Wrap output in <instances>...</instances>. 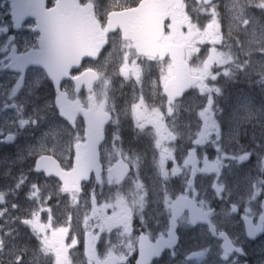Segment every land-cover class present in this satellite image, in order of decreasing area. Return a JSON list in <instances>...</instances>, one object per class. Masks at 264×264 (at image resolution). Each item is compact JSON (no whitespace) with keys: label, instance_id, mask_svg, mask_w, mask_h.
<instances>
[{"label":"flooded vegetation","instance_id":"flooded-vegetation-1","mask_svg":"<svg viewBox=\"0 0 264 264\" xmlns=\"http://www.w3.org/2000/svg\"><path fill=\"white\" fill-rule=\"evenodd\" d=\"M57 1L44 0L45 10ZM108 1L115 4L103 14ZM140 1L75 0L92 6L83 13L91 38L104 46L56 91L41 67L28 68L20 81L16 58L40 45L36 20L15 16L27 12L30 0H0V264H94L86 257L87 246L101 262L135 264L141 239L154 244L167 237L177 200L197 206L199 223L190 222L187 210L179 212L175 246L150 264H264V67L259 63L256 72L253 67L257 45L248 46L245 67L237 49L226 44L229 34L216 55L189 56L194 44L181 34L194 23L190 13L216 3L182 0L180 8L169 10L161 43L183 46L187 64H175V52L140 54L120 29L105 32L109 12ZM263 3L252 1L248 13L258 24L264 22ZM258 40L264 47L263 36ZM205 41L197 48L207 46ZM220 54L223 70L215 64ZM258 57L264 61V55ZM180 70L185 74L177 75ZM93 71L95 80L75 82ZM254 90L263 95L261 112L253 111L236 129L233 159L222 157L221 93L254 98ZM58 93L70 102L65 112L56 103ZM190 109H197L192 130ZM98 112L107 120L95 152L86 117ZM211 150L218 169L212 168ZM83 153L89 176L78 185L73 169ZM70 173L64 181L58 176ZM148 198L152 210L138 214ZM73 208L86 218L79 228ZM109 219L112 225L106 226Z\"/></svg>","mask_w":264,"mask_h":264},{"label":"water","instance_id":"water-1","mask_svg":"<svg viewBox=\"0 0 264 264\" xmlns=\"http://www.w3.org/2000/svg\"><path fill=\"white\" fill-rule=\"evenodd\" d=\"M197 1L209 4L214 0ZM174 2L178 4L179 0H142L135 8L111 12L108 15L106 32L117 28H121L127 34L131 32L130 36L140 54L158 56L164 55L167 51L174 52L175 49H170V45L159 43L164 33L168 8ZM29 6L33 13L26 16L36 18L37 29L41 31L43 37L41 49L30 52L19 62L24 68L39 65L46 69L54 82H60L67 78L70 69L78 66L84 57H97L102 44L97 43L96 37L94 40L91 38L90 23L83 13V9L91 10V5L81 7L75 0H58L53 8L45 10L44 0H30ZM160 52L162 53L159 54ZM179 62L180 60L176 61ZM57 101L63 109L68 107V102L66 103L62 97H58ZM100 126L102 123L97 127V124L91 122L89 129H97ZM81 161L83 159L79 158L73 170V177L74 179L77 177V180L86 177ZM59 177L65 178L62 174ZM165 243V240L158 242L159 251L166 246ZM157 247H146L142 243L136 264H148L153 257V249L156 250ZM88 258L99 264L96 256L88 255ZM104 264H115V262L110 260Z\"/></svg>","mask_w":264,"mask_h":264},{"label":"rangeland","instance_id":"rangeland-1","mask_svg":"<svg viewBox=\"0 0 264 264\" xmlns=\"http://www.w3.org/2000/svg\"><path fill=\"white\" fill-rule=\"evenodd\" d=\"M254 0H225V2L220 1L214 6L210 8H203L195 6L190 13V21L191 26L181 34L182 37H185V40H189L192 44H194V48L189 51V56H206V55H216L215 53L220 50L223 45L219 43L224 35L229 34L227 37L226 44L233 47V51L235 52L237 49V61L244 67L251 57L249 52V45L256 44L257 47L254 48L255 54L252 57L253 67L256 70L259 69L260 65L264 67V61H261L258 57L259 55H264V47H259L261 44L258 42L259 34L260 37L264 38V22H260L258 24L257 19L253 22L252 18L249 16L250 5ZM115 4V2H106L103 6V14L105 13V9H109ZM235 18H238L241 22L239 24L236 23ZM249 20V25L246 26L245 21ZM253 31H248L250 27H253ZM252 34V37L246 35ZM208 36V37H206ZM208 40V41H205ZM201 41H205L207 46L203 47V49H198L197 44ZM114 51V50H112ZM112 54V53H111ZM113 55V54H112ZM215 64L221 66V70L223 67H226L225 58L222 54L215 57ZM258 64V66H257ZM264 76V74H263ZM223 82L228 83V79L226 77L222 78ZM264 93V90L263 92ZM253 96L247 95L246 93H234L227 94V92L221 93V107L219 112V126L221 129L220 133V145L219 148L221 150L222 157L231 156L233 159L235 155V151L237 150L235 147V134L236 129L240 128L242 124L245 123L246 118L251 115L253 111L261 112V107L258 103L261 102V98L263 95L260 92L253 91ZM250 104V106H249ZM190 129H193L194 122L192 115L197 112V109H190ZM196 139V138H195ZM193 139V141H195ZM228 150H230V154H228ZM211 165L212 168H219L220 165L216 162V151L211 150ZM146 180V175L144 176ZM146 183V182H145ZM154 192L157 193L160 191L161 186H157L153 188ZM73 222L77 223L78 228L84 224L86 218L84 215H78L76 213V209L73 208ZM146 210V211H145ZM152 208L150 207L149 198L147 203H144L142 206L137 208L138 214H143L145 211L149 214ZM215 264V263H210Z\"/></svg>","mask_w":264,"mask_h":264}]
</instances>
